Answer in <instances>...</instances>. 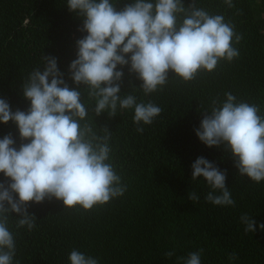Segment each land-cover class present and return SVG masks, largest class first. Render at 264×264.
<instances>
[{"label":"trees","instance_id":"trees-1","mask_svg":"<svg viewBox=\"0 0 264 264\" xmlns=\"http://www.w3.org/2000/svg\"><path fill=\"white\" fill-rule=\"evenodd\" d=\"M67 0H0V98L13 111H27L29 102L21 92L22 81L37 66L42 55L57 59L65 82L69 65L76 58L75 43L82 38V21L66 7ZM131 0H117L120 10ZM185 7L193 0H182ZM198 7L221 14L243 36L234 45L240 51L231 63L222 61L211 73H200L189 83L169 73L162 91L149 96L136 90L138 102L149 100L162 108L151 125L133 122L134 111L118 109L117 116L95 117L97 129L111 132L112 162L127 185L121 197L92 210H64L62 202L44 201L29 206L35 227H9L16 241L14 264H69L75 248L98 259L99 264H183L189 253L203 249L201 264H264V182L240 176L230 154L208 148L195 130L212 98L232 92L238 100L255 103L264 115V0H196ZM119 70V68H118ZM121 94L141 82L125 67ZM11 134L19 147L16 126L0 124V138ZM204 157L226 172V187L235 206H214L205 200L210 191L203 178L192 180L191 165ZM0 182L4 177L0 174ZM195 191L199 201L188 193ZM256 221V230L245 233L240 216ZM16 216L13 214V219ZM167 252L174 255L167 257ZM233 252L238 259L229 261Z\"/></svg>","mask_w":264,"mask_h":264},{"label":"clouds","instance_id":"clouds-1","mask_svg":"<svg viewBox=\"0 0 264 264\" xmlns=\"http://www.w3.org/2000/svg\"><path fill=\"white\" fill-rule=\"evenodd\" d=\"M233 7L232 0H224ZM117 0H67L66 7L82 21L85 34L75 43L76 58L69 65L70 87L59 70L57 59L42 55L37 66L22 81L27 111L11 109L0 98V124L12 122L20 144L11 134L0 138V264H14L16 241L10 220L17 229L31 231L36 217L31 204L62 202L64 210L89 211L121 197L127 185L112 162L111 132L97 129L95 117L108 118L133 110L137 131L151 125L162 108L152 101L138 102L135 91L149 96L162 91L169 73L183 83L204 72L213 73L222 61L240 56L234 45L243 36L221 14L198 7L196 0L185 7L182 0H131L117 10ZM134 75L140 87L130 86L121 94L123 69ZM119 68V70H118ZM195 135L208 148H222L231 155L240 176L254 183L264 182V115L255 103L238 100L232 92L212 98ZM192 180L203 178L210 191L206 202L233 207L235 200L226 187V172L204 157L191 165ZM199 201L195 191L188 193ZM13 214L16 218L13 219ZM244 232L253 233L256 221L240 216ZM264 230V224L259 225ZM203 249L191 252L183 264H201ZM167 257L174 255L167 252ZM229 261L238 259L235 252ZM69 264H99L97 258L73 249ZM18 264V262H17Z\"/></svg>","mask_w":264,"mask_h":264}]
</instances>
